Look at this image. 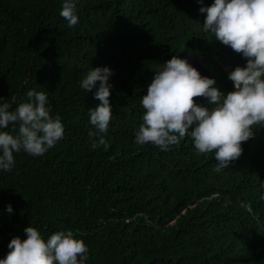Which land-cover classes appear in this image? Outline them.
<instances>
[{"label":"trees","instance_id":"1","mask_svg":"<svg viewBox=\"0 0 264 264\" xmlns=\"http://www.w3.org/2000/svg\"><path fill=\"white\" fill-rule=\"evenodd\" d=\"M201 3L212 0H77L69 27L62 0H0V97L48 91L65 131L43 155L21 150L0 171V257L30 224L45 238L73 230L87 264H264V127L219 172L190 137L167 151L134 140L140 97L172 55L233 90L228 72L246 59L203 31ZM103 65L113 116L107 147L94 149L88 108L99 101L80 81Z\"/></svg>","mask_w":264,"mask_h":264},{"label":"clouds","instance_id":"2","mask_svg":"<svg viewBox=\"0 0 264 264\" xmlns=\"http://www.w3.org/2000/svg\"><path fill=\"white\" fill-rule=\"evenodd\" d=\"M199 11L204 14L203 31L246 59L228 72L233 90H221L215 78L202 75L187 58L172 55L153 71L146 94L140 97L143 113L134 140L167 151L190 137L198 153H214L219 172L241 156L242 142L264 127V0H212L210 5L201 3ZM60 15L69 27L77 25V0H62ZM112 71L107 65L91 67L80 81V87L94 90L99 101L88 108V136L94 149L108 145ZM51 107L46 90L29 89L18 103L16 97L11 103L0 97V171L13 169L14 153L41 156L64 137L62 119L51 114ZM259 187L264 190V181ZM6 210L12 213V205ZM24 233L23 239L15 236L8 242L9 251L0 264H87L89 248L71 229L45 238L29 224Z\"/></svg>","mask_w":264,"mask_h":264}]
</instances>
